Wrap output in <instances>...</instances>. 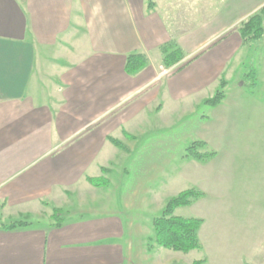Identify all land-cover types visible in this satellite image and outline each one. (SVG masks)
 Returning a JSON list of instances; mask_svg holds the SVG:
<instances>
[{
	"label": "crops",
	"instance_id": "obj_1",
	"mask_svg": "<svg viewBox=\"0 0 264 264\" xmlns=\"http://www.w3.org/2000/svg\"><path fill=\"white\" fill-rule=\"evenodd\" d=\"M249 1L214 24L212 0H0V264L164 260L134 254L133 222L86 178L131 154L139 135L209 107L230 66L249 60L238 29L264 0ZM171 41L186 57L164 76L160 48ZM133 53L149 66L129 76ZM240 98L210 108L231 114ZM50 208L62 210L61 227L40 225ZM25 218L34 226L1 229Z\"/></svg>",
	"mask_w": 264,
	"mask_h": 264
},
{
	"label": "rangeland",
	"instance_id": "obj_2",
	"mask_svg": "<svg viewBox=\"0 0 264 264\" xmlns=\"http://www.w3.org/2000/svg\"><path fill=\"white\" fill-rule=\"evenodd\" d=\"M211 3L214 24L220 19L232 22L242 10L240 0ZM245 50L249 58L245 66L232 64L223 78L226 98L241 97V107L231 108L229 114L200 106L194 113L172 118L174 123L164 129L139 135L131 154L120 153L109 167L113 189L105 197L107 190L101 188V200H111L112 209L133 222L134 254L166 255L161 262L140 260L142 264H192L203 259L207 264H264V37ZM252 68L257 71V86L245 79ZM199 141L206 142L217 156L208 167L195 170L188 164L194 160L185 154ZM191 189L203 192V198L175 215L203 220L199 231L203 249L183 254L157 247L154 220L171 198ZM48 213L51 216L53 208ZM49 216L39 220L41 226L52 221Z\"/></svg>",
	"mask_w": 264,
	"mask_h": 264
},
{
	"label": "trees",
	"instance_id": "obj_3",
	"mask_svg": "<svg viewBox=\"0 0 264 264\" xmlns=\"http://www.w3.org/2000/svg\"><path fill=\"white\" fill-rule=\"evenodd\" d=\"M153 5V4H152ZM264 8L251 15L246 21L239 26V35L243 45H255L260 43L264 37ZM162 56V66L171 68L179 65L184 59L185 54L182 48L175 42L171 41L160 48ZM149 66V59L145 54L133 53L127 56L125 72L129 76H136L146 67ZM245 79L250 80L252 86H257V73L255 69H251L250 73L245 75ZM227 83L222 80L221 86L216 94L207 99L204 104L216 108L220 106L226 99L225 86ZM109 142L120 150L127 151L125 144L117 139L109 138ZM217 156V153L209 149L206 142H194L186 150L185 157L203 164L210 162ZM103 176L99 178H86L87 182L96 188H107L110 185L108 175L110 169H103ZM204 193L197 189L184 191L171 198L161 215L154 220L153 228L155 232L154 244L162 249L175 253L188 254L192 251H200L203 244L199 237V231L203 225V220L199 218H182L176 216L178 209L188 207L193 202L202 199ZM62 210L53 209L50 216L53 226L59 228L63 224ZM34 226L33 221L28 218L22 220H14L1 225V229L5 232L18 231L28 229ZM192 264H207L206 259L194 261Z\"/></svg>",
	"mask_w": 264,
	"mask_h": 264
},
{
	"label": "built area",
	"instance_id": "obj_4",
	"mask_svg": "<svg viewBox=\"0 0 264 264\" xmlns=\"http://www.w3.org/2000/svg\"><path fill=\"white\" fill-rule=\"evenodd\" d=\"M163 73L161 75H164V76H169L171 75V73L173 72V69L171 70H165L164 68L162 69Z\"/></svg>",
	"mask_w": 264,
	"mask_h": 264
}]
</instances>
